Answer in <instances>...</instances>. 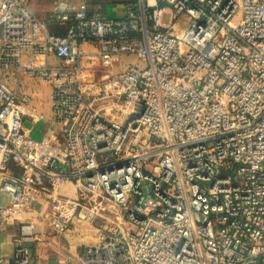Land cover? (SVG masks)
<instances>
[{
  "label": "built area",
  "instance_id": "2783aa9c",
  "mask_svg": "<svg viewBox=\"0 0 264 264\" xmlns=\"http://www.w3.org/2000/svg\"><path fill=\"white\" fill-rule=\"evenodd\" d=\"M21 75L51 87L46 142ZM0 196L19 224L0 264L31 263L39 208L55 236L95 232L48 264H264V0H132L122 18L57 0L51 20L0 0Z\"/></svg>",
  "mask_w": 264,
  "mask_h": 264
},
{
  "label": "crops",
  "instance_id": "0c3cea01",
  "mask_svg": "<svg viewBox=\"0 0 264 264\" xmlns=\"http://www.w3.org/2000/svg\"><path fill=\"white\" fill-rule=\"evenodd\" d=\"M28 1L29 3L31 2V0H27V4ZM76 1L86 2L90 12L100 11L109 18L124 17L126 7L130 3L121 4L119 2H111L110 4L104 5L100 0L99 2H93L92 0ZM51 18L52 14L47 18L40 17L39 19L51 20ZM51 29L54 32L61 31L55 26H51ZM81 49L82 52L86 54L82 61L83 67L89 74H93L94 78H100L104 73L96 56L97 47L90 44L82 46ZM86 58H92V60H86ZM50 62L53 66H59L61 64V62L54 57L50 58ZM96 67L100 69L99 72L94 70ZM111 71L117 72V68H114ZM8 82L11 89L20 98L26 97L28 99L26 105L27 109L24 115V127L27 134L38 142L48 141L52 134L57 131L56 125L53 122L50 85L24 75L10 77ZM39 209L29 216L31 218L33 217L32 219H36L34 224L39 239V241L28 245L32 253V261L30 264L64 262L69 258H72V256L81 260L84 259L86 248L93 245L95 242V232L93 231L91 234L89 231L85 232L84 228L76 226L63 237L55 236L50 224L49 213L45 210L41 211V209ZM18 235V223H5L0 225V257L4 260L9 261L11 259L13 253L12 241Z\"/></svg>",
  "mask_w": 264,
  "mask_h": 264
},
{
  "label": "rangeland",
  "instance_id": "374dc122",
  "mask_svg": "<svg viewBox=\"0 0 264 264\" xmlns=\"http://www.w3.org/2000/svg\"><path fill=\"white\" fill-rule=\"evenodd\" d=\"M33 1V2H32ZM57 0H31V2L33 3H29L28 4L31 8V10L34 12V14L38 17V18H47L49 16H51L53 9H54V4ZM94 1H98L99 0H92ZM101 2L105 4H110L111 2H119L121 4H126L128 2H131L132 0H100ZM106 2V3H105ZM33 6V7H32ZM163 23L165 25L169 24V15H165L164 19H163ZM95 71L99 72L100 69L99 68H94ZM66 188V187H65ZM64 188V189H65ZM4 199V196H0V204L2 203V200ZM7 199V198H6ZM8 200V199H7Z\"/></svg>",
  "mask_w": 264,
  "mask_h": 264
},
{
  "label": "bare ground",
  "instance_id": "6f19581e",
  "mask_svg": "<svg viewBox=\"0 0 264 264\" xmlns=\"http://www.w3.org/2000/svg\"><path fill=\"white\" fill-rule=\"evenodd\" d=\"M67 194H68L69 196H72V195H73V190H69V189H68Z\"/></svg>",
  "mask_w": 264,
  "mask_h": 264
},
{
  "label": "trees",
  "instance_id": "16d2710c",
  "mask_svg": "<svg viewBox=\"0 0 264 264\" xmlns=\"http://www.w3.org/2000/svg\"><path fill=\"white\" fill-rule=\"evenodd\" d=\"M57 33H59V32H57Z\"/></svg>",
  "mask_w": 264,
  "mask_h": 264
}]
</instances>
